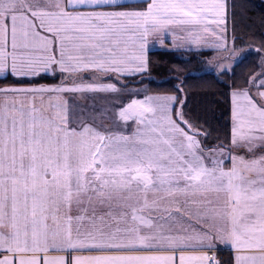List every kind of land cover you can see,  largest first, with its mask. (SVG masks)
Masks as SVG:
<instances>
[{
    "label": "snow or ice",
    "instance_id": "1",
    "mask_svg": "<svg viewBox=\"0 0 264 264\" xmlns=\"http://www.w3.org/2000/svg\"><path fill=\"white\" fill-rule=\"evenodd\" d=\"M230 7L0 0V264H264V33Z\"/></svg>",
    "mask_w": 264,
    "mask_h": 264
},
{
    "label": "trees",
    "instance_id": "2",
    "mask_svg": "<svg viewBox=\"0 0 264 264\" xmlns=\"http://www.w3.org/2000/svg\"><path fill=\"white\" fill-rule=\"evenodd\" d=\"M229 3L235 5V8H229V37L232 34L233 22H235L236 35L244 40L251 39L253 34L258 38L261 33H264V0H229ZM178 56L179 54H173L165 49L152 51V78L160 81L174 75V73H169L167 69L173 66V61ZM186 67L191 70L198 65L193 61ZM188 84V107L201 116H206L213 126L216 124L214 117L220 118L222 122L220 113L224 102L220 95L223 91L221 85L208 79H192L188 81ZM222 256L226 258L227 253H223Z\"/></svg>",
    "mask_w": 264,
    "mask_h": 264
},
{
    "label": "rangeland",
    "instance_id": "3",
    "mask_svg": "<svg viewBox=\"0 0 264 264\" xmlns=\"http://www.w3.org/2000/svg\"><path fill=\"white\" fill-rule=\"evenodd\" d=\"M160 49H163V48H160L159 46H157L156 48H153L152 51L154 50H160ZM186 59V57H184Z\"/></svg>",
    "mask_w": 264,
    "mask_h": 264
},
{
    "label": "crops",
    "instance_id": "4",
    "mask_svg": "<svg viewBox=\"0 0 264 264\" xmlns=\"http://www.w3.org/2000/svg\"><path fill=\"white\" fill-rule=\"evenodd\" d=\"M224 253H226V252H224Z\"/></svg>",
    "mask_w": 264,
    "mask_h": 264
}]
</instances>
